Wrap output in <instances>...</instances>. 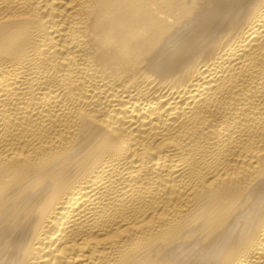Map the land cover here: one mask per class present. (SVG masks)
Instances as JSON below:
<instances>
[{
  "label": "bare ground",
  "instance_id": "bare-ground-1",
  "mask_svg": "<svg viewBox=\"0 0 264 264\" xmlns=\"http://www.w3.org/2000/svg\"><path fill=\"white\" fill-rule=\"evenodd\" d=\"M0 264H264V0H0Z\"/></svg>",
  "mask_w": 264,
  "mask_h": 264
}]
</instances>
